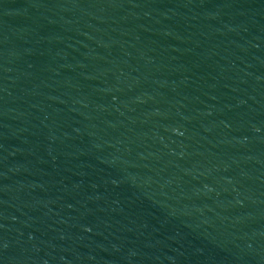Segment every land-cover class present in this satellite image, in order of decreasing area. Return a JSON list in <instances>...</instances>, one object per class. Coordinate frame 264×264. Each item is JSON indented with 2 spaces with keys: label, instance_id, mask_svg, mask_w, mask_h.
Here are the masks:
<instances>
[{
  "label": "water",
  "instance_id": "water-1",
  "mask_svg": "<svg viewBox=\"0 0 264 264\" xmlns=\"http://www.w3.org/2000/svg\"><path fill=\"white\" fill-rule=\"evenodd\" d=\"M0 264H264V0H0Z\"/></svg>",
  "mask_w": 264,
  "mask_h": 264
}]
</instances>
